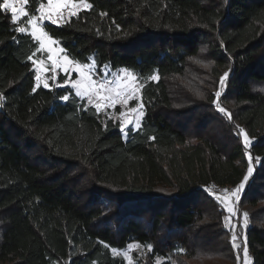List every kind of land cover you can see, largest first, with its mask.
I'll list each match as a JSON object with an SVG mask.
<instances>
[{
	"label": "trees",
	"instance_id": "obj_1",
	"mask_svg": "<svg viewBox=\"0 0 264 264\" xmlns=\"http://www.w3.org/2000/svg\"><path fill=\"white\" fill-rule=\"evenodd\" d=\"M88 1L46 30L71 60L143 80L141 125L123 137L69 85L36 87L37 44L0 11V264H125L111 248L133 241L153 246L138 264H235L206 186L246 173L236 125L254 138L239 205L264 264V0ZM225 72L231 121L213 104Z\"/></svg>",
	"mask_w": 264,
	"mask_h": 264
},
{
	"label": "snow or ice",
	"instance_id": "obj_2",
	"mask_svg": "<svg viewBox=\"0 0 264 264\" xmlns=\"http://www.w3.org/2000/svg\"><path fill=\"white\" fill-rule=\"evenodd\" d=\"M30 0H2L0 3V11L5 13H11V20L13 24L20 22L22 17H27V27L17 26L14 28L16 33H28L31 39L36 42L38 47L32 55L28 57L32 64L35 66L36 70V87H39L43 83L44 88H49V83L47 79L42 80L41 73L47 69L44 66L43 61H38L33 59L37 52H48V60L51 61V71L53 73L52 80H56L57 69H62L66 74L69 73V65H74L71 69L79 74L78 79L65 80L64 83H71V87L75 89V95L77 97H87L90 103L94 104L97 112L102 108L114 107L117 104L128 105L130 100L136 99L138 93L140 92L141 85L137 82V77L134 73L128 71L127 69H122L116 74L114 81H107L103 78L101 80H96L93 75V66L84 64L81 65L73 60H70L67 55L58 56L56 55V50L53 47L57 44V41L50 35L46 30L44 21H50L52 24H57L60 21H67L71 17L77 16L81 8H91L92 5L86 3L85 0H47L45 3H40L37 9L38 15L31 13L27 6ZM103 15V14H102ZM30 29V32H29ZM13 39H17L13 37ZM64 50L60 49L62 53ZM229 77V72H225L220 76L219 83L221 90L224 89L227 83V78ZM150 79L158 80L159 76L153 74ZM114 85V86H113ZM36 88H33V92ZM199 94V93H198ZM217 98L221 97V91L215 92ZM68 95L61 96L60 99L63 101L69 100ZM5 97L0 94V101L4 100ZM216 105L217 110L227 116L228 120H232V116L229 112L223 108L220 103L213 101ZM128 112L134 114V116H129L126 112L121 111L119 113V118L121 119L120 131L124 132L125 128L129 124H135L136 128L140 127V121L144 116L143 104H139L137 107L129 108ZM238 129V135L242 137L244 154L248 159V167L246 173L241 179L240 183L236 185L233 189H225L222 194L215 195L211 192V189H207L209 194L214 195V198L223 206V208L229 213L228 216L224 217L225 225L232 232L231 241L233 249H240L241 244L237 242L238 237L241 233L237 230V225L231 223L230 216H236L238 210V204L241 200L242 193L245 191L250 178L254 173V163L253 156L251 155L250 149L253 147L254 138H250L249 133L245 131L244 128L236 125ZM264 161V158L259 156L255 157V163L260 164ZM249 225L248 213H243V228H247ZM105 247H110L105 245ZM142 246L138 242L130 243L127 246V250H120L116 248H111L114 256H122L127 264H138V262L133 261L131 255L132 250L140 249ZM148 251H153V246L151 244L147 245ZM182 252L183 249H180ZM243 259L244 264H249L248 247L246 242V236L244 237L243 246ZM239 260V257H238Z\"/></svg>",
	"mask_w": 264,
	"mask_h": 264
},
{
	"label": "rangeland",
	"instance_id": "obj_3",
	"mask_svg": "<svg viewBox=\"0 0 264 264\" xmlns=\"http://www.w3.org/2000/svg\"><path fill=\"white\" fill-rule=\"evenodd\" d=\"M47 0L44 2L46 4ZM86 3H89L90 2L88 0H85ZM29 7V4L27 6V8ZM39 7V6H38ZM29 9V8H28ZM38 9V8H37ZM37 9L35 10V13L33 14H36L38 15V11ZM81 10H86V8H81ZM79 11V12H80ZM78 12V13H79ZM50 22V21H49ZM60 22H63V21H60ZM59 23V22H58ZM57 23V24H58ZM17 26H25L27 27V17H22L20 22H18L16 24ZM29 32H30V29H29ZM38 47V45H37ZM56 50V55L58 56H63V55H67L65 54V52L63 51L62 53L60 52V49H62V47L57 43L56 45L53 46ZM36 51V49H35ZM34 51V52H35ZM33 54V53H32ZM31 54V55H32ZM48 52L44 51V52H37L36 55L33 57V59H36L38 61H43L44 62V66L45 68L47 69L46 71L42 72L41 73V77H42V80L44 79H47L48 83H49V86H60V85H69L71 87V83H68V84H65L64 81L65 80H74V79H78L79 78V74L75 71H72L71 69L74 67V65H69V68H70V71L69 73H65L62 69H57L55 75H56V80L53 81L52 80V71H51V61L48 60ZM68 56V55H67ZM69 58V57H68ZM70 59V58H69ZM71 60V59H70ZM32 62V61H31ZM76 63H79L77 61H75ZM81 65H84V64H88V65H92L93 66V72H92V75L93 77L96 79V80H101L102 78L104 80H107V81H114L115 80V76L117 73H119L122 69H125V68H117L116 70H113V69H110L108 67H103V68H98L96 67L95 63L93 61H89L88 63H79ZM32 69H34L35 71V76H36V70H35V66L32 64ZM129 71V70H128ZM132 73H134L133 71H130ZM134 75L137 77V75L134 73ZM60 76H63L60 78ZM59 78L61 79V81L59 82ZM137 82L139 85H143V80L139 79L137 77ZM35 84H37L36 82V79H35ZM40 86H43V83L40 84ZM114 86V85H113ZM72 88V87H71ZM73 92L75 93V89H73ZM217 91H221V86L219 87V89ZM222 95V93H221ZM81 98V97H80ZM221 97L215 99V101H219ZM82 100H84V102L87 104V105H93V103H90L88 98L87 97H84V98H81ZM139 104H143L142 102V95H141V88H140V92L138 93L137 95V98L136 99H133V100H130L128 105H120V104H117L115 105L114 107H106V108H102L99 112L107 117V118H112L114 121L118 122V124H121V119L119 118V113L121 111H124L126 112L129 116H134V114L128 112V109L129 108H134V107H137ZM214 104V103H213ZM215 106V109L217 110L216 108V105L214 104ZM143 110H144V107H143ZM143 118V117H142ZM142 120V119H141ZM141 122V121H140ZM141 125V123H140ZM129 129H137L135 127V124H129L126 126L125 128V131L122 132V135L123 137L126 136L127 134V131ZM242 138V137H241ZM243 141V140H242ZM249 184V182H248ZM247 184V186H248ZM238 185V184H237ZM246 186V187H247ZM236 187V185H235ZM235 187H221L219 191H212L213 194L215 195H219V194H222L223 190L225 189H233ZM208 191V190H207ZM209 192V191H208ZM227 215H229V213L226 211ZM243 213H246V210L245 208L242 206V205H239L238 204V210H237V215L236 216H230V221L231 223H234L237 225V230L241 233V235L238 237V238H242L243 242H244V237L246 236L245 232H246V228H243L242 227V224H243ZM227 227V226H226ZM228 228V227H227ZM229 230V228H228ZM230 231V230H229ZM230 236H229V247L231 248V245H230V239H231V235H232V232L229 233ZM137 242V241H136ZM130 243H134L133 242H130ZM128 243L126 246L122 247V249L120 250H127V246L130 244ZM142 247L140 249H134L132 250L131 252V255L133 257V261L134 262H138V260H141L145 255L146 253L148 252V248L141 245ZM117 249V248H116ZM233 254L235 255L236 259H235V264H244V259H243V250L242 251H237L236 254H235V251L233 248H231ZM248 256H249V264H253L252 262V256L248 250ZM122 257V256H121ZM238 257H239V260H238ZM123 258V257H122ZM124 259V258H123ZM162 260H164L163 258H160V257H157L155 259L156 262H161ZM125 261V260H124ZM125 264H127V261H125Z\"/></svg>",
	"mask_w": 264,
	"mask_h": 264
},
{
	"label": "built area",
	"instance_id": "obj_4",
	"mask_svg": "<svg viewBox=\"0 0 264 264\" xmlns=\"http://www.w3.org/2000/svg\"><path fill=\"white\" fill-rule=\"evenodd\" d=\"M241 127V126H240ZM243 128V127H242ZM234 132H235V134H237L238 133V129L235 127V130H234ZM245 155V154H244ZM248 161V160H247ZM254 161V160H253ZM254 163V162H253ZM239 184V183H238ZM223 188V187H229L228 185H218V184H215V183H211V184H208L207 186H206V190L207 189H211V192L212 191H219L220 190V188ZM228 233H231V231H229ZM237 242L238 243H240L241 244V248L240 249H234V251H235V254H236V252L237 251H242L243 250V246H244V242H243V240H242V238H238V240H237ZM230 245H231V248H233L232 247V241H231V239H230Z\"/></svg>",
	"mask_w": 264,
	"mask_h": 264
}]
</instances>
